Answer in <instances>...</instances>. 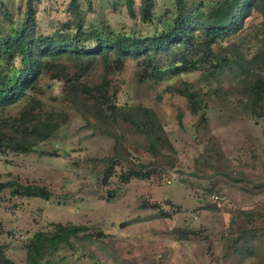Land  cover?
<instances>
[{"label": "trees", "instance_id": "obj_1", "mask_svg": "<svg viewBox=\"0 0 264 264\" xmlns=\"http://www.w3.org/2000/svg\"><path fill=\"white\" fill-rule=\"evenodd\" d=\"M43 1L21 0L15 9L0 0V156L37 150L68 122L74 109L85 126L113 138L109 154L91 157L97 175H112L117 163L126 165V180L150 177L168 163L173 166L177 150L159 110L143 100L134 101L133 96L121 98L115 79L128 61L136 63L132 78L138 90L146 86L150 91L167 80L164 93L185 98L198 115V126L209 129L213 95L223 94L229 100L234 96L245 114L253 119L264 117V0H173L162 26L146 33L92 21L85 4L91 9L93 0ZM157 3L117 0L114 4L125 5L134 19L156 23ZM41 8L62 9L67 17L52 21L51 29L45 31L38 19ZM203 66L206 78L234 71L236 83L220 91V87L205 89L183 77ZM99 67L98 77L93 78ZM53 81L61 83L58 92L48 88V83L54 87ZM164 93L156 95L157 101ZM182 115L180 111V121ZM128 133L142 139L134 140ZM205 143L194 157L193 175L250 181L264 191V169L257 178L245 176L234 167L217 134L210 133ZM132 150L143 156L134 159ZM3 175L0 171V191L14 185L11 193L15 195L49 199L53 194L44 185L18 178L3 181ZM216 183L206 191L223 193L224 187ZM208 207L218 210L221 204ZM233 210L219 236L220 264H264V204ZM173 233L178 240L202 239L191 229L181 233L174 229ZM204 238L211 242L209 236ZM77 242L85 249L83 255L103 264H110L109 260L112 264H164L166 259L163 253L140 263L124 257L110 234L98 226L55 222L27 239L24 261L10 255L8 243L0 241V264H50L52 255L63 248L76 249Z\"/></svg>", "mask_w": 264, "mask_h": 264}, {"label": "rangeland", "instance_id": "obj_2", "mask_svg": "<svg viewBox=\"0 0 264 264\" xmlns=\"http://www.w3.org/2000/svg\"><path fill=\"white\" fill-rule=\"evenodd\" d=\"M4 1L17 9L21 0ZM54 1L62 2L44 0L41 4ZM116 1L93 0L91 9L85 4L88 18L116 29H137L146 33L160 28L166 21V9L174 6L173 0H157L156 23H145L132 18L125 5L116 6ZM66 17L64 10L55 8H41L38 14L45 31L51 29L52 21ZM135 68L136 63L128 61L124 71L117 74L115 81L120 87L121 98L133 96L134 101L143 100L159 110L176 146L174 165L164 162L165 169L152 172L150 177L132 176L126 180L123 176L126 165L117 163L112 175L104 172L97 175L91 157L109 154L113 138L85 126L82 116L71 109L68 122L37 150L0 156L3 181L18 178L22 182L44 185L53 193L49 199L15 195L11 193L14 185L0 191V241L8 243L10 255L24 261L27 239L37 230L62 222L100 227L101 232L110 234L124 257L136 258L140 263L166 253L164 264H220L223 261L218 258L222 252L219 236L234 213L233 208L264 204V191L254 188L253 182L235 181L220 175L202 178L191 173L196 169L194 157L213 132L219 136L234 167L241 169L245 176L257 178L256 174L264 169V117L253 119L245 114L234 96L229 100L223 94L221 97L213 95V106L208 113L209 129L198 126V115L189 109L185 98L164 93L167 80L150 91L146 86L138 90L139 86L132 78ZM206 68L200 67L183 77L198 86L204 85L205 89L220 87V91L221 87L226 90L236 83L234 71L227 70L217 78H206L203 75ZM100 71L101 67L92 77L97 78ZM53 84L51 87L48 83L49 90L58 92L61 83L53 81ZM159 93H164L163 99L157 101L155 97ZM180 111H183L182 121ZM128 135L134 140L142 139L132 133ZM132 151L134 159L143 156L137 150ZM144 158L141 157L144 161L150 160ZM215 183L224 187L223 193L206 191ZM212 193L228 198V201L218 203L221 204L218 210L208 207L211 202L208 195ZM174 229L179 233L191 229L202 239L178 240ZM205 236L211 238L210 243H206ZM84 250L77 242L76 249L67 247L52 255L50 264H103L98 258L83 255ZM109 263L112 264L111 260Z\"/></svg>", "mask_w": 264, "mask_h": 264}, {"label": "built area", "instance_id": "obj_3", "mask_svg": "<svg viewBox=\"0 0 264 264\" xmlns=\"http://www.w3.org/2000/svg\"><path fill=\"white\" fill-rule=\"evenodd\" d=\"M209 200L211 202H217V203H223L225 201H228L227 196L223 195V194H218V193H212L210 195H208Z\"/></svg>", "mask_w": 264, "mask_h": 264}, {"label": "water", "instance_id": "obj_4", "mask_svg": "<svg viewBox=\"0 0 264 264\" xmlns=\"http://www.w3.org/2000/svg\"><path fill=\"white\" fill-rule=\"evenodd\" d=\"M209 203H210V205H212V206H217V205H218L217 202H209Z\"/></svg>", "mask_w": 264, "mask_h": 264}]
</instances>
